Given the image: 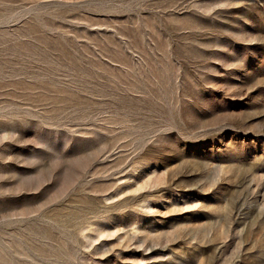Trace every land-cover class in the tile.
Wrapping results in <instances>:
<instances>
[{"label": "rangeland", "instance_id": "obj_1", "mask_svg": "<svg viewBox=\"0 0 264 264\" xmlns=\"http://www.w3.org/2000/svg\"><path fill=\"white\" fill-rule=\"evenodd\" d=\"M0 264H264V0H0Z\"/></svg>", "mask_w": 264, "mask_h": 264}]
</instances>
